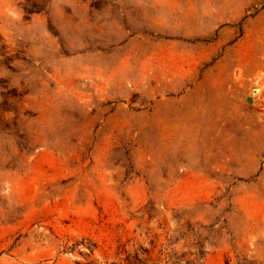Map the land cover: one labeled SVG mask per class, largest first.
<instances>
[{"label":"rangeland","instance_id":"1","mask_svg":"<svg viewBox=\"0 0 264 264\" xmlns=\"http://www.w3.org/2000/svg\"><path fill=\"white\" fill-rule=\"evenodd\" d=\"M0 264H264V0H0Z\"/></svg>","mask_w":264,"mask_h":264},{"label":"bare ground","instance_id":"2","mask_svg":"<svg viewBox=\"0 0 264 264\" xmlns=\"http://www.w3.org/2000/svg\"><path fill=\"white\" fill-rule=\"evenodd\" d=\"M253 92H254L253 95L257 96V95L259 94L260 90H259V89H256V90H254Z\"/></svg>","mask_w":264,"mask_h":264}]
</instances>
